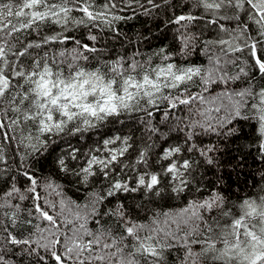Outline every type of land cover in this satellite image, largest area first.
<instances>
[{
    "label": "snow or ice",
    "instance_id": "obj_1",
    "mask_svg": "<svg viewBox=\"0 0 264 264\" xmlns=\"http://www.w3.org/2000/svg\"><path fill=\"white\" fill-rule=\"evenodd\" d=\"M0 264H264V0H0Z\"/></svg>",
    "mask_w": 264,
    "mask_h": 264
},
{
    "label": "trees",
    "instance_id": "obj_2",
    "mask_svg": "<svg viewBox=\"0 0 264 264\" xmlns=\"http://www.w3.org/2000/svg\"><path fill=\"white\" fill-rule=\"evenodd\" d=\"M143 21H144V18L141 17L140 20L132 21L131 23L125 24L122 27L124 31L129 33V35H134L137 30H143V27H144Z\"/></svg>",
    "mask_w": 264,
    "mask_h": 264
}]
</instances>
